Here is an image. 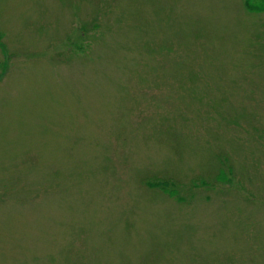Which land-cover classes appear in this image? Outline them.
Wrapping results in <instances>:
<instances>
[{
	"label": "rangeland",
	"instance_id": "rangeland-1",
	"mask_svg": "<svg viewBox=\"0 0 264 264\" xmlns=\"http://www.w3.org/2000/svg\"><path fill=\"white\" fill-rule=\"evenodd\" d=\"M0 264H264V0H0Z\"/></svg>",
	"mask_w": 264,
	"mask_h": 264
}]
</instances>
